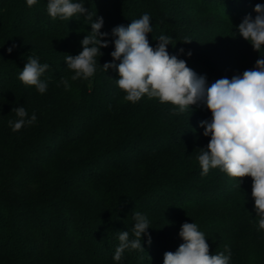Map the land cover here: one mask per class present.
Wrapping results in <instances>:
<instances>
[{
    "label": "trees",
    "instance_id": "16d2710c",
    "mask_svg": "<svg viewBox=\"0 0 264 264\" xmlns=\"http://www.w3.org/2000/svg\"><path fill=\"white\" fill-rule=\"evenodd\" d=\"M73 2L83 3L93 19L95 13L102 17L101 31L109 34V46L101 49L104 55L96 58L97 71L88 80L71 81L74 73L65 62L67 54L82 51L81 41L91 31L84 17L52 19L48 0L32 7L26 0H0V264H163L164 253L184 242L183 223H196L204 234L236 227L241 205L254 206L253 181L242 178L239 186V178L219 168L201 174L197 157L210 136L203 135L200 122L210 121L211 112L203 105L179 112L178 106L147 96L125 101L118 72H105L101 65L112 62V29L147 13L150 45L155 48L161 35L168 36V52L204 76L208 86L242 75L264 58V50L251 47L253 59L233 74L217 70L213 60L227 45L211 46L213 40L197 30V18L244 40L237 26L246 15L254 19L255 5L264 0ZM29 56L50 65L41 77L48 84L44 94L19 80ZM18 106L37 120L13 132L9 121L17 119L12 109ZM137 211L148 218L151 244L145 235L143 248L125 250L115 261L119 232L134 238ZM242 262L264 264L262 245L247 243Z\"/></svg>",
    "mask_w": 264,
    "mask_h": 264
},
{
    "label": "clouds",
    "instance_id": "9594fccd",
    "mask_svg": "<svg viewBox=\"0 0 264 264\" xmlns=\"http://www.w3.org/2000/svg\"><path fill=\"white\" fill-rule=\"evenodd\" d=\"M36 3L37 0H26L28 7ZM47 12L52 19L84 17L90 24L91 31L81 41L82 51L75 56L67 54L65 62L74 73L71 81L92 78L97 71L96 58L102 57L104 53L101 49L109 46V41L105 39L109 34L101 31L103 18L95 13L93 19V14L83 3L73 0H48ZM254 12V19L246 15L237 28L253 50L261 53L264 50V4L257 3ZM151 32V18L147 13L132 20L127 27H114L111 32L115 37L114 51L110 53L112 62L99 64L105 72L109 69L118 72L116 83L125 93V101L136 103L147 96L178 106L179 112L200 105L211 112L210 121L200 122L204 128L203 135L210 136L207 148H200L197 157L201 174L207 175L210 169L219 168L229 177L239 178V186L242 178L251 177V195L259 217L258 227L264 230V58L257 59L255 67L245 70L242 75H234L231 79L220 78L208 86L204 76L197 75L184 59L168 52L167 46L171 44L168 36L161 35L153 48L147 38ZM189 42L186 40L184 43ZM14 47H9L8 53ZM180 51L183 52V49ZM187 55L191 56V52ZM49 67L48 63H40L39 57L29 56L19 73V80L44 94L48 84L41 77ZM61 83L66 90L70 89L68 78H63ZM12 111L17 117L15 121H9L13 132L37 120L36 114L29 116L23 106ZM133 219L134 238L130 239L128 231L119 232V246L113 257L115 261L121 260L125 250L143 248L142 237L145 235L151 244L147 216L137 211L133 213ZM179 236L184 242L175 252L164 253L163 264H230V251L228 254H210V245L196 223H183Z\"/></svg>",
    "mask_w": 264,
    "mask_h": 264
},
{
    "label": "rangeland",
    "instance_id": "374dc122",
    "mask_svg": "<svg viewBox=\"0 0 264 264\" xmlns=\"http://www.w3.org/2000/svg\"><path fill=\"white\" fill-rule=\"evenodd\" d=\"M196 18L193 14H191ZM206 18V17H205ZM203 17L197 18L200 29H197L201 33H205L208 37L207 39H212L213 43L211 46L220 48L221 46L225 48V52H221L222 55L213 60V65L217 70L221 69L230 72L231 74L235 73L238 68L244 65L250 58L253 59L251 44L241 39L229 38L223 31L214 30L208 26V22L211 23V20H207ZM207 25V26H206ZM205 26V27H204ZM206 38V37H205ZM218 48V49H219ZM239 198L233 201L229 207L234 211L233 207L238 206ZM233 206V207H232ZM242 214L238 218V225L232 229L222 230V232H209L204 234L207 240V243L210 245V254H218L220 252H225L228 254V251L231 253L230 264H243L242 255L247 243L256 240L264 248V230H260L258 227L257 213L254 206L245 201L242 205ZM227 249V251H226Z\"/></svg>",
    "mask_w": 264,
    "mask_h": 264
}]
</instances>
